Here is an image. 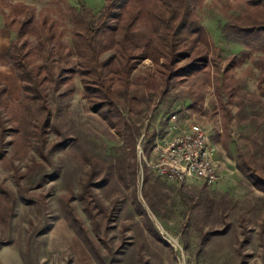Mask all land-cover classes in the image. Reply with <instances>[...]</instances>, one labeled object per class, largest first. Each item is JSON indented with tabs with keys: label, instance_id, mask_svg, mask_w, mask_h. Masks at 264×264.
I'll return each mask as SVG.
<instances>
[{
	"label": "rangeland",
	"instance_id": "obj_1",
	"mask_svg": "<svg viewBox=\"0 0 264 264\" xmlns=\"http://www.w3.org/2000/svg\"><path fill=\"white\" fill-rule=\"evenodd\" d=\"M48 1L27 3L38 11ZM103 1L65 0V5L97 13ZM222 4L204 0L196 10L215 48L201 72L164 87L135 81L155 70L148 59L133 70L129 95L145 101L126 117L138 129L133 150L91 110L77 77L73 91L58 105L48 99L53 114L42 132L43 146L30 139L19 157L3 146L9 158L0 161V264H264V192L238 159L264 170V96L252 59L224 76L225 62L243 47L221 35L228 16L236 14ZM63 27L69 44L67 19ZM12 36L0 28V85L17 103L19 82L4 55ZM33 110L25 119L40 125L43 117H34ZM170 113L188 132L198 131V124L206 130L215 148L214 184L168 182L151 170L152 147L167 130ZM0 118L7 129L13 126L1 109ZM4 139H10L8 133ZM32 159L43 163L46 174L54 172L53 179L40 187L26 178L16 184L13 166L22 172ZM91 163L97 164L95 172Z\"/></svg>",
	"mask_w": 264,
	"mask_h": 264
},
{
	"label": "trees",
	"instance_id": "obj_2",
	"mask_svg": "<svg viewBox=\"0 0 264 264\" xmlns=\"http://www.w3.org/2000/svg\"><path fill=\"white\" fill-rule=\"evenodd\" d=\"M27 1L31 0H0V28L13 33L4 55L21 92L20 101L14 103L6 87L0 85V109L13 123L7 129L0 118L2 162L9 158L2 151L4 145H9L17 157L25 154L30 139L43 146V133L53 114L48 99L58 105L73 91L75 77L91 110L122 138L124 147L133 150L138 129L126 117L136 110V104L145 103L144 96L137 99L129 95L135 83L132 72L139 62L148 59L155 70H147L135 81L166 87L173 79L201 72L210 65L209 56L215 51L196 13L204 0H104L97 13L83 5L67 7L65 0H49L36 11ZM222 1L224 10L234 9L236 14L228 16L221 35L243 47L240 55H232L225 62L224 76L252 59V66L258 70L256 85L264 96V0ZM64 19L69 24V44L63 40ZM32 107L34 117H43L40 125H29L25 119ZM6 133L8 141L4 139ZM39 154L46 159L41 151ZM238 159L246 164L252 184L264 192V170L258 171L240 155ZM107 163L110 169L112 163ZM242 163L237 165L244 171ZM90 165L95 172L97 164ZM12 173L16 184L26 178L36 180L37 187L55 175L46 174L43 163L33 159L22 172L13 166ZM83 192L82 186L81 195L85 196ZM17 194L26 200L21 186ZM63 216L70 221L67 212Z\"/></svg>",
	"mask_w": 264,
	"mask_h": 264
},
{
	"label": "built area",
	"instance_id": "obj_3",
	"mask_svg": "<svg viewBox=\"0 0 264 264\" xmlns=\"http://www.w3.org/2000/svg\"><path fill=\"white\" fill-rule=\"evenodd\" d=\"M204 130L198 124V131H185V124L179 125L174 113L169 114V125L157 146V154L150 165L154 174L165 181L184 182V167L169 168L163 166V159H186V166H192L193 156H200V168L195 169V179L200 182L214 184L217 180L216 165L213 154L214 146H205Z\"/></svg>",
	"mask_w": 264,
	"mask_h": 264
},
{
	"label": "bare ground",
	"instance_id": "obj_4",
	"mask_svg": "<svg viewBox=\"0 0 264 264\" xmlns=\"http://www.w3.org/2000/svg\"><path fill=\"white\" fill-rule=\"evenodd\" d=\"M186 131V129H185ZM161 139L155 140L153 146L154 155L157 154V146L160 143ZM205 146H209L207 136L205 137ZM163 166L169 168H180V166L184 167V182L196 180L195 179V169L200 168V156H193L192 166H186V159H177V158H168L163 159ZM217 173V172H216ZM190 181V182H191ZM206 185H210L209 182H203Z\"/></svg>",
	"mask_w": 264,
	"mask_h": 264
}]
</instances>
